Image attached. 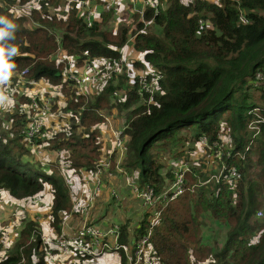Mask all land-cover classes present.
<instances>
[{
    "label": "trees",
    "instance_id": "trees-1",
    "mask_svg": "<svg viewBox=\"0 0 264 264\" xmlns=\"http://www.w3.org/2000/svg\"><path fill=\"white\" fill-rule=\"evenodd\" d=\"M6 1L0 0V16L17 25L12 43L19 53L13 58V71L26 67L28 79L44 78L58 85L65 110L72 112L69 129L49 139L50 147L68 151L69 168L86 171L99 159L96 126L104 121L100 111L104 107L127 108L122 165L137 173L140 187L150 185L161 191L172 180L173 170L163 173L161 150L180 155L185 149L188 153L201 135L222 143L221 135L226 133L231 141L232 154L224 161L240 171L236 179H225L229 169L225 168L218 181L205 182L208 173L185 156L190 165L185 185L193 189L160 205L161 215L149 235L152 264H264V221H251L261 203L260 183L264 184V88L257 83L264 67V0H165L158 11H147L151 26L137 33L132 44L163 77L159 90L145 102L135 91L136 80L130 85L122 73L95 91L94 99L88 98L63 78L64 60L55 58L58 48L68 63L71 59L80 64L85 58H117L129 35L124 24L115 29L104 26L112 12L103 13L101 21L88 26L75 5L58 13L42 3L26 16L14 14ZM116 77L117 82L111 83ZM122 86L124 93L118 96ZM250 89L259 92L262 104L252 99ZM13 96V111L0 110V190L14 198H31L48 184L51 222L59 233L61 215L72 205L68 186L57 171L45 172L23 160L29 150L22 138L27 112L21 104H27L29 97ZM3 114L10 120L8 127L2 124ZM256 114L261 120L254 134L248 123ZM253 166L255 179L249 172ZM148 215L146 209L132 231L134 244L147 231ZM207 218L227 225L223 241L217 236L207 241L202 233ZM34 224V220L26 222L20 231L22 239L14 251L0 257V264H48L40 234L26 242ZM132 227L129 218L121 224V242H127ZM120 254L122 264H127Z\"/></svg>",
    "mask_w": 264,
    "mask_h": 264
},
{
    "label": "built area",
    "instance_id": "built-area-1",
    "mask_svg": "<svg viewBox=\"0 0 264 264\" xmlns=\"http://www.w3.org/2000/svg\"><path fill=\"white\" fill-rule=\"evenodd\" d=\"M52 0H16L12 4L11 8L16 15H23L30 13L32 9H40L42 3H45L51 12H60V5L55 7L50 4ZM65 2V10H68L69 6L75 5L78 13L83 17L85 23L91 26L96 20L101 21L103 13L112 12V15L121 16V14H129L130 19L135 16L137 19L134 21L136 26L135 32L130 36V39L143 31V28L152 21V17H146L147 11H158L160 6V0H61ZM151 14V15H152ZM202 22V19H199ZM137 23H141L137 28ZM115 29L116 25L111 24ZM60 49V48H58ZM84 54H88L87 50L83 51ZM121 54L117 58L107 57H93L85 58L80 64H76L74 59H71L69 65L62 67L63 78L70 80L78 93L85 94L88 86H102L113 76L119 74L124 67V57ZM58 61L64 60L61 55L57 58ZM70 66V67H69ZM28 69L25 67L21 71L16 72L15 75L24 78L25 82L35 83V80L28 79L26 77ZM139 80L136 82L135 91L142 98V101H150L151 95L159 90L160 80L163 77V73L159 70L150 67L143 74H138ZM257 83L261 84L264 88V67L258 73ZM145 94L148 97H144ZM29 102L26 104V122L22 130L23 140L29 151L35 155H39L40 150L36 138L41 135L43 127L46 125L49 119L51 108L54 103L52 96L42 88H37L36 91L31 93ZM254 111H258L255 107ZM106 121H107V117ZM261 120L259 114L252 118L248 123V127L254 130V134L258 133L259 126L257 121ZM126 126V125H125ZM113 131L114 139L113 146L117 149V160L115 164L116 171L125 175L126 181L131 185L136 195L141 199V202L148 210L149 226L147 231L142 233L138 239L134 240V243H127L120 241V224L114 222L106 227H102L96 222L91 220L84 221L75 230L69 234L61 233L55 237L49 239L46 235L40 233V238L44 245H48V242L54 243V247L57 251H52V247L48 245V248L44 247L45 255L51 257L53 260H58L59 264H81V260L84 258H93L99 260L100 255L108 251H118L121 259L120 252L126 259L127 264H140L142 262L152 264L154 263V256L151 255L152 248L149 242V235L153 225L157 222L161 215L160 205H164L168 200L175 198L181 192L186 189H193V186H186V174L190 171V165L184 158L175 162L173 169L172 180L161 191H156L153 186L145 185L140 187L137 182L130 177L127 169L122 165L121 160L125 156L124 145V128ZM197 143L203 147H207L212 154V158L217 161L221 168L217 173L212 174L205 182L215 179L218 181L221 175L225 171V168H229L226 172L225 179H236L240 177V171L233 167L227 166L224 161L225 157H230L232 154L231 147H224L219 141L210 142L206 135H201ZM114 150H111L106 157L99 158L89 170H82L80 174V184L77 185L78 194L73 197V205H76L82 197L81 194H85L86 201L91 205L95 198L97 191L100 188L101 180L100 174L104 169L111 165L112 155ZM56 155L62 157L68 156V151L65 149L57 150ZM45 160V159H44ZM121 163V164H120ZM93 180V185L88 183L89 180ZM76 188V187H75ZM113 195L117 197V194L113 192ZM262 210L258 209L256 216H262ZM35 230V229H33ZM31 239L35 240V236L31 235ZM1 241V231H0ZM47 242V244H46ZM63 254L62 257L57 254ZM122 264V261H120Z\"/></svg>",
    "mask_w": 264,
    "mask_h": 264
},
{
    "label": "crops",
    "instance_id": "crops-1",
    "mask_svg": "<svg viewBox=\"0 0 264 264\" xmlns=\"http://www.w3.org/2000/svg\"><path fill=\"white\" fill-rule=\"evenodd\" d=\"M130 50V49H128ZM142 54V53H141ZM16 72L13 71V74L10 80L4 86L6 89V95L10 96L11 99L15 102L14 93L31 95L37 88H42L46 92H50L53 97H55L54 103L56 107L63 109L64 115H61L58 110H52V113L47 120L46 125L43 127V131L39 136V140H37L38 147L40 150L39 155H35L30 152L23 155V160L28 161L36 166L43 165L45 167L46 172L57 171L64 179L65 183L68 186L70 200L73 205V197H76L78 194L77 185L79 182V176L81 174V170H75L69 168L61 155H56L57 150L53 147L49 146V139L53 137V134L62 129L59 127L62 125L63 116L65 117V122H68V119L71 120L70 111L65 110V99L60 91V87L56 84H51L48 80H44V84L42 85L40 78L35 80V83L25 82L24 78L15 75ZM14 104H12L8 108L0 107L1 113L5 111L10 112L13 111ZM21 109L26 111V103L21 104ZM54 109V108H53ZM100 111H103L101 109ZM127 111V110H126ZM107 121L97 124L96 129L98 131V140L100 142V154L99 158H104L107 154L114 150V154L112 155L111 165L104 169L100 174V188L97 191L94 200L91 205L88 204L85 198V194H80L82 200H80L76 205L70 207V209L65 213L63 212L61 215L60 223H59V233L55 230L54 225L51 222L50 217V202H51V192L50 186L47 184L46 188L39 194L31 197V198H14L11 197L10 194L2 189L0 190V197H3L4 200H17L24 202L27 205L29 212H34L38 210L41 214L34 216H30V220H34V229L42 231V235H46L49 239L59 235L61 233L69 234L73 230H75L79 225H81L84 221L91 220L93 222L98 223L102 227H106L114 222L120 224V234H121V224L126 219H130V224L133 225L132 229H129L127 243L133 240V229L138 227L140 218L146 211V207L141 202V199L136 195L131 185L126 181L125 175L116 171L115 164L117 162L115 158V154L117 155V149L113 146L114 134L113 131L117 129H121L125 126L126 113L125 109L120 111L117 107H112L108 110L106 115ZM10 120L8 119L5 124H9ZM70 123V122H69ZM65 124V123H64ZM9 126V125H8ZM57 127L54 133L52 132ZM124 133V139H125ZM125 141V140H124ZM28 148V147H27ZM29 150V148H28ZM45 159V160H44ZM123 159L121 162H123ZM121 164V163H120ZM93 180L88 181L91 185H93ZM76 187V188H75ZM113 192L117 194V197L113 195ZM36 198L38 201L34 204H31V199ZM4 205V203H3ZM2 233V232H1ZM3 234H1L2 242ZM48 245L51 246L52 251H57L54 247V243L48 242ZM55 249V250H54ZM120 255L118 253H105L103 254L99 260L93 258H84L81 260V264H120ZM57 264V263H54Z\"/></svg>",
    "mask_w": 264,
    "mask_h": 264
},
{
    "label": "rangeland",
    "instance_id": "rangeland-1",
    "mask_svg": "<svg viewBox=\"0 0 264 264\" xmlns=\"http://www.w3.org/2000/svg\"><path fill=\"white\" fill-rule=\"evenodd\" d=\"M15 1L16 0H10V1L7 0L6 4H7V6H9V8H11L12 4L15 3ZM21 1H23V0H21ZM183 1H188V0H183ZM210 1H218V0H210ZM50 4L55 6V7H58V5H60V12L67 11V10H65V2H63L61 0H52V1H50ZM160 4L164 5L165 4V0H160ZM69 7H68V9H69ZM23 15L29 16L30 13L23 14ZM129 16H130L129 14L127 15V14H124V13L121 14V16H119V17L116 16V15H112L111 14L108 17V21L104 24V26L108 27V28H111V29H112L111 23H114L115 25H118V27H120L122 24L127 26L129 37H128L127 42L120 49V50H122V54H123V57H124L123 58L124 59V67H123V69H122V71L120 73H122L121 75H126L128 81H130V85H132L133 83H135V80H136V82L139 80V78L137 77L138 74L145 73V71L148 70L151 67V65L149 63H147L143 59V55L141 54L140 51L134 50L133 44H132V40L133 39L129 40L130 36L135 32L136 26H134L133 24H134L135 19H137L135 16L132 17L133 19H130ZM110 18H111V20H110ZM151 23H152V21L150 23H148L143 28V30L149 29L150 26H151ZM30 24H33V21L30 22ZM104 26L101 23V27L103 28ZM152 29H154V28L152 27ZM158 33H159V31H158ZM128 49H130V50H128ZM61 55H63V50L62 49H58L56 51V53H55V58H60ZM138 61H140V63H136ZM64 65H69V63L67 61H65V62H63V66ZM14 72H18V71H14ZM117 75H115V76H117ZM118 77H116V79L114 81H112L111 83H113V82L116 83L117 80H118ZM40 80H41V83L43 85L45 79H40ZM102 86H88L86 88V91H85V93L88 96V98L94 99L93 98V93L95 91L99 90V88H101ZM250 91H252V94H253L252 99L254 101H257L260 104H262L263 101L259 97V92L258 91H253L251 89H250ZM117 93H118V96L123 95L124 86L120 87L118 89ZM47 94H50L52 96V99L55 100V97H53V95L50 92H47ZM53 105H54V109L51 108V113H52V110H58V112L61 115H64L65 111L63 109L59 110V108L56 107L55 104H53ZM112 107H114V106H112ZM112 107H110V108H107V107L102 108L103 111H101V114L104 116L103 123L106 122V118L105 117H106V115L108 113V110L111 109ZM124 109H125V113H126L127 112L126 111L127 108H121V107L118 108L119 112L124 110ZM70 113H72V112H70ZM8 119L9 118L5 114H3V123H6ZM65 120L66 119L63 116V120L61 121L62 125L59 126V127L63 126L62 129L58 130L59 127H57L52 132L54 133L56 130H58V131H67L69 129V127L71 126V120L68 119L67 123L65 122ZM77 120L78 119H77V115H76V119H74L73 121L75 122ZM25 122H26V120H25ZM6 125L8 127L9 124L7 123ZM3 126L5 127V124H3ZM58 131H56V132H58ZM221 137H222V140H223L222 143H223L224 146L232 145L231 141H230V143H228V138L226 136V133H223L221 135ZM125 139H126V137H125ZM37 140H39V136L36 138V141ZM124 145H125V142H124ZM187 146H189V145L187 144L185 146V148ZM63 149H65V148H63ZM191 149L192 150L190 152H188V153L184 149V152L182 154H180V155L174 154L173 152H171L169 154V153H167L168 151H165L166 149L161 150L162 163H163V166H164L163 173H165L167 171H170V170H173L174 167H175V162H177L179 159H182V158L185 159V156L189 158L190 164H195V165H198V166L201 165L202 166V170L205 171L206 173H208V177L211 176L212 174L216 173V171L217 172L219 171V169L221 168V165H219V163L212 158L211 151L207 147L205 148V147L201 146L200 144H198L196 142ZM179 150H182V148L180 147ZM62 158H63V161H65V164H68L69 156L62 157ZM36 167L40 168L43 171H45V167H43V165L41 167H39V166H36ZM253 168L256 169V167L253 166L249 170V172L252 174L251 175V177H252L251 179L257 178V174H253V173H255ZM127 171H128V174L130 175V177L135 180L136 176H137V173L135 171L129 170V169H127ZM190 175H191V173L189 174V177H190ZM212 180L213 179H211L210 181H212ZM200 181H201V179H200ZM78 184H80V179H79ZM260 188H261L260 193H262V195L260 197L261 203H260L258 209L262 210L263 214L260 217L254 215L253 218L251 219V221H255L257 224H260V223H262L264 221V184H263V182L260 183ZM37 201L38 200L36 198H33V199H31V204H34ZM3 203H4V205H3ZM27 207L28 206L25 205L24 202H22V201H17V200H12V199L4 200L3 197H0V231L2 232L1 234H3V238H2V242L3 243L0 244V257L4 256L5 254L11 253L12 251L15 250L17 242L20 239H22V235L20 234V231L23 228V226L26 224V222L31 219L30 216H34L36 218L37 214L38 215L41 214L38 210H35L34 212H29ZM226 229H227V225L224 224L222 221L218 222V221L213 220L211 218H207L206 219V224L202 225V233L204 234L205 237H207V241L209 243L212 242V240L214 238H216V236L218 237L217 238L218 241L219 240L223 241ZM41 232L42 231H40V233ZM32 233H33V235L35 237H36L37 234H39L38 230H36V229L32 230L31 229L30 232H29V235H28V239H26L25 235H24L23 240L26 239V242L33 241L31 239ZM42 245H43V250H44V247L48 248V245H44V244H42ZM21 248H23V246H21ZM105 253H119V252L118 251H108V252H104L103 254H105ZM63 254H66V252H64L62 254H57V256L62 257ZM102 255H100V257ZM44 258H45V260H46V262L48 264H54V263L59 264L58 260H53L51 257H49L47 255H44Z\"/></svg>",
    "mask_w": 264,
    "mask_h": 264
},
{
    "label": "clouds",
    "instance_id": "clouds-1",
    "mask_svg": "<svg viewBox=\"0 0 264 264\" xmlns=\"http://www.w3.org/2000/svg\"><path fill=\"white\" fill-rule=\"evenodd\" d=\"M17 25L7 16H0V107L8 108L14 101L6 95L5 85L10 80L16 65L13 58L19 49L12 41L16 38Z\"/></svg>",
    "mask_w": 264,
    "mask_h": 264
}]
</instances>
